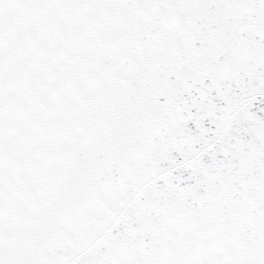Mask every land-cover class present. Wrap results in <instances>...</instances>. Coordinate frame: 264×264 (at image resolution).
Returning <instances> with one entry per match:
<instances>
[{
  "label": "snow or ice",
  "instance_id": "snow-or-ice-1",
  "mask_svg": "<svg viewBox=\"0 0 264 264\" xmlns=\"http://www.w3.org/2000/svg\"><path fill=\"white\" fill-rule=\"evenodd\" d=\"M0 264H264V0H0Z\"/></svg>",
  "mask_w": 264,
  "mask_h": 264
}]
</instances>
